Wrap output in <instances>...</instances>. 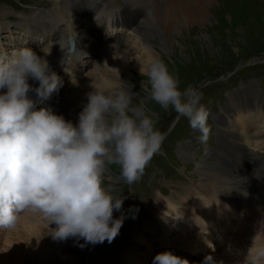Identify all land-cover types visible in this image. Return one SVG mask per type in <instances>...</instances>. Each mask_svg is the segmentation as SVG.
I'll return each mask as SVG.
<instances>
[{
    "label": "clouds",
    "instance_id": "1",
    "mask_svg": "<svg viewBox=\"0 0 264 264\" xmlns=\"http://www.w3.org/2000/svg\"><path fill=\"white\" fill-rule=\"evenodd\" d=\"M142 91L95 88L77 122L51 106L37 108L29 96L48 99L62 87V77L46 56L31 47L0 55V229H15L25 212L39 214L50 224L54 239H83L81 247L112 242L124 223L125 197L105 183L110 166H120L128 183L137 181L158 153L166 131L157 127L154 101L188 118L207 141L211 115L194 85L180 87L179 77L159 57L139 62ZM39 81V86L29 80ZM245 194V193H244ZM151 264H192L172 249L158 252ZM198 264H220L212 254ZM243 264H264V245L249 248Z\"/></svg>",
    "mask_w": 264,
    "mask_h": 264
},
{
    "label": "rangeland",
    "instance_id": "2",
    "mask_svg": "<svg viewBox=\"0 0 264 264\" xmlns=\"http://www.w3.org/2000/svg\"><path fill=\"white\" fill-rule=\"evenodd\" d=\"M102 1L104 2V4L112 3L113 5H117L118 7L121 8H124L128 4H130V0H102ZM141 1L145 4H148L151 7L156 6L155 2L150 3L148 2V0H141ZM237 1H239L242 4L241 13L239 14L240 15L239 17H235V12L231 6L234 2ZM27 2L29 3V6L27 7L28 14L31 13L34 14V18L29 17V19L32 21L33 19L35 20V19L43 18L48 14L47 12L49 11L54 12L55 10L53 6L54 5L53 1H49L48 3L46 0H28ZM74 4L79 6L76 0H74ZM75 5H72V7L76 8ZM33 6H38L40 8L33 9L32 8ZM209 7L210 8L214 7V9H208L205 12L209 16V18H211L210 24L207 23L203 24L201 27L202 29L200 30H198L197 27H194L195 25H192L193 27H189V28H184L181 26L179 28L180 31L184 28L183 29L184 36H182L179 40L180 43L185 44L184 47L187 48L184 49V54H186V56L183 53L174 54V57L172 59L169 60L164 59L170 71H172L179 77V80L181 82L180 83L181 88H184L188 85H194L198 87L202 81L204 82L207 79L208 76L214 77L216 76V74L222 75L226 73L228 69L232 70L235 67L234 72L227 74V75H233L234 73L239 71V68L236 67L237 64L239 63L245 65L253 64L254 58L257 57L255 53L264 52V2L261 3V5H257V3L253 2V0H231V1L213 0V2L209 3ZM162 8L163 10L166 9V5L158 4L153 10L155 11L159 10L158 12L160 11L163 12ZM108 9L111 10V7L108 6ZM0 12L3 13L0 14V20H4V19L11 20V18L18 19L13 14V7L10 6L7 3V1L0 0ZM222 13L224 14V16L222 15L219 16V14ZM7 14L11 16L10 17L4 16ZM2 15L4 18L2 17ZM25 16H27V14H25ZM216 17H218L219 20L216 19ZM30 23L31 22L25 23L27 32H29L28 28L31 27V25H29ZM80 23L81 22H78V26L81 25ZM144 24L153 25L155 26L154 28H156L159 25V23H155L152 20L150 23L148 21H145ZM2 26L4 27L3 30L5 32L10 27V24L7 21L2 23L0 22V35L3 32ZM84 26L85 25H81V27H83L85 30ZM61 27L58 28L57 30L61 29ZM77 29L78 31H80V28ZM89 29L92 32L93 26L89 27ZM38 30H41V28H39ZM251 32L253 34H251ZM83 34H85V32ZM34 36H35L34 39L35 44L43 43L40 47H44L46 45V43L39 41L40 38L38 37L39 36L38 33H36ZM198 38H199V42L195 40V39L198 40ZM87 43L88 42H87L86 34L84 36L83 46L81 47V45L77 43V46L82 48V49L80 48V51L84 52V56L79 61L78 60L75 61L74 62L75 66H73V68L69 71V73L66 74L67 76H66L65 85L67 86L69 85L70 88L63 87L62 92L63 95L67 97V99L73 97V95L75 94V90L73 88H78L79 86H81V88L83 89L81 91L90 92L92 89H86L87 86L86 84H84V81L86 80V82L88 83L87 78L88 76H90L89 81L93 86V82L91 81V79L93 80L92 72L93 71L97 73L100 72L101 70L99 69L100 66L105 67V69L103 70L105 74L104 76L107 79L108 86L110 82H114L117 79L118 72L122 70L120 64L117 62V59L114 55L107 56L105 52L103 53L102 49L105 46L100 48L103 57L100 55L99 58L95 59V61L88 59L87 57L89 56L86 54L89 51L88 48H86ZM111 43L112 41L110 40L108 42L109 45H107V47L113 45ZM153 44H154L153 46L156 48V43ZM6 46L7 45L5 44L2 46L3 51L0 52V55H10V53L6 50ZM19 48L21 47L18 44H15L12 52ZM76 55L77 54H75L74 56ZM248 55H250L249 58H247ZM102 58H107L106 64H98V61L102 60ZM71 59H73V57ZM241 59H245L246 61H241ZM236 60L237 62H235ZM92 61L94 65L92 64ZM129 61L131 62L132 65H134L135 62L134 59H131ZM111 64H115L121 70L114 69V67ZM234 64L235 66H233ZM95 65L98 67L95 68ZM79 71H82L83 76L81 77L82 79H78L76 81V83L78 84L76 86L74 85L75 86L74 87L72 86V83L77 78L74 75H76V73ZM122 71L121 73L124 72L127 75V77L131 79L129 80V84L134 88L131 91L137 93L138 95L140 94L142 96H146L147 93L142 91L141 82L142 80H145L146 82L147 77L142 76L141 73L137 71L135 68H133L131 70L132 72L130 73H127L125 71L122 72ZM253 74L254 73H252L251 75ZM93 81L96 82V85L94 86H99L98 81L96 80ZM119 85L121 87V84ZM246 92H247V88L244 90V95ZM203 98L206 100L205 97ZM247 103L250 104V102L248 101ZM148 107L152 111L157 113L158 123L160 124L159 128L166 132L167 130H169L170 128L169 126H171V123L175 119V116L176 117L179 116L175 112V110L172 109L171 107L169 109H164L154 101H149ZM250 109L255 110L254 107H251ZM244 116H248L251 119H254L253 116L248 111L239 112L237 119ZM256 119L255 121H251V125H250V129L252 130L253 128L254 132L252 131V133L254 136L252 135L253 137V140H251V142L253 141L252 144L249 143L248 144L252 148L254 146V143L257 142L258 139L264 140V123L262 124V126L261 125L257 126ZM259 120L264 122V119H259ZM189 125H190L189 120L185 116H183L181 120H178L173 125L172 129L166 136V138H168L167 142L165 141L163 142V146H162L163 148H161V150L157 153L158 155L154 154L156 157L154 158L155 160L154 163L150 161L146 166L144 174L134 183L132 184L126 183L127 185L123 184V182L126 181L120 175V166L116 164L111 165L109 173L106 174L107 179L105 180V183L111 187L113 193L115 195L122 194L125 197L122 210L114 212V215L119 217L121 213H123L125 216L124 221H128V222L132 221L130 222V224L135 222H139V223L143 222L147 224L148 222H145V220L146 219L150 221L156 220V213H158L159 211V213L157 214V219L164 224V228L162 227V230L166 234V237L164 238L163 242L166 241L167 236L173 230L178 229L181 232L183 230V226H182L183 221L185 220L190 222L192 218L193 220L195 218L200 220L203 228L202 232L206 233L207 235L211 234V231L207 227V225L210 223L216 224L217 226L215 227V232L218 234L217 237L219 239H222L223 234L229 228L228 221L230 218L234 216L235 213V210L231 205H229L227 209L224 211H219L218 209H216L214 205V208L212 209L213 211L212 210L210 211V207L209 208L207 207L208 205L203 206L201 204L200 206H192V204L188 203L190 199L192 200L193 193L195 192L196 188L201 186L200 182H196L194 180V178L200 176L197 169V165L194 164V162L192 161H188L189 164L187 167V171H188L187 178H183L180 175H178L179 172L175 169V166H180V164L183 162L182 159L176 153V150H180V147H178L177 145L182 143L180 140H184L191 133L190 130H188ZM237 125H239L243 131L249 129L247 127L241 126L239 123ZM186 132L188 133L186 134ZM242 133L244 134V132ZM213 143L214 141L210 144ZM184 144L185 146H187L189 144H192V142H190V140H186ZM204 144L207 145L209 143H207L206 141H202V146H204ZM262 145L263 146L262 148H260L259 153L264 157V142ZM234 146L229 145L227 151L232 150ZM227 151L225 150L222 152L221 160L226 161L227 159L230 158L229 153ZM200 153L201 152L199 151V148H192V150L190 151V153L186 158L191 159L194 156L198 157V154ZM252 165L255 166V162H253ZM219 166L224 168L225 170L228 169V166L225 164V162L220 161ZM259 167L260 170L258 171V173H264V167L262 165H259ZM216 171H218V169H216ZM229 175L230 174L222 172L223 177L225 176L227 177ZM161 195H166V196L161 197ZM221 200L224 201L223 199ZM258 205L261 204L258 203ZM190 207H192V209ZM246 211L242 215L240 213L238 215V217L241 216V219L238 220V222L241 223V225H239L238 223L236 224V221L231 223L233 227V234L228 235V238L230 239L233 245L238 241V238L236 236L247 231L248 227L245 230H243L244 229L243 216L244 215L248 216ZM211 212L215 218V221L211 217ZM179 218H183V219L180 220ZM179 222L181 224H179ZM53 225L55 227V224H50V225L48 224L45 228L42 227L43 235H41V237L40 236L35 237L34 235L32 234L29 235L27 232H25L24 228H21L22 224H19L20 228L18 230V234H16L17 236L15 234H13L14 236H12V237H21L19 240L18 249L14 251L13 247L16 244V242L14 241L10 242L9 247L7 248L8 250H6L4 247H1L0 259L5 258L7 262L10 264H18V263L40 264L41 260H43V262L46 264H122L120 259V257H122V259L124 258L123 259L124 264H145L144 259L146 258V256L147 257L149 256L148 251L144 249L135 250L133 246V241L129 237H128L129 239L125 237L121 232H119V234L115 237V239L112 242L107 241V243H104L101 249L100 246L97 244L95 245L88 244L87 246L81 247L80 245L84 243L83 239L77 242L76 238L74 237H69L68 239L65 240L67 247L64 248L62 244H61L62 246L58 245L56 239H54L50 234ZM152 226L154 227V225ZM158 228L159 226L157 225V229ZM263 230H264V226L262 225L261 231ZM143 231L147 232L149 235L144 234L142 232L139 233L138 245L141 246L143 245V243H150L154 247L155 246L164 247V243L162 242V235H160V233L152 232L151 230L144 228ZM130 232L132 233L133 231L130 230ZM7 233L8 231H4V232L0 231L1 239L3 238L6 239ZM43 236L45 237V240L42 239ZM149 236L151 237L150 240H149L150 238ZM190 236H192V234H190ZM140 237L142 240L140 239ZM171 237L172 236H169V239H171ZM217 237L215 235H211L212 239L208 238L205 240L207 242V245H209L211 242L213 243L215 239H218ZM260 238H263L260 241H264V236L260 235ZM198 239H200L199 244L202 247H204L205 245L204 242L201 240V237L198 236ZM255 239L256 238H252L249 241L253 243L259 242V240H255ZM169 242L170 240L168 241V243ZM50 243H53L54 246L53 248L57 249V250L54 249V253L52 254H49L47 253V251H45L46 245L48 244L50 245ZM151 245L149 246L151 247ZM140 246H138V248ZM174 247L178 250V255L187 257L192 262V264H198V262L201 261L204 258V256L208 254H212L215 257V259L220 261V264H222V252L220 247H216L212 251L208 250L206 254H201L200 252L190 253L191 250L197 249L196 248L197 245L194 244V241H192L190 238L187 239L184 248L180 243L175 245ZM129 250L131 251L130 256L126 257V253H129L128 252ZM247 253H248V249L240 251L239 252L240 258L246 256Z\"/></svg>",
    "mask_w": 264,
    "mask_h": 264
},
{
    "label": "bare ground",
    "instance_id": "3",
    "mask_svg": "<svg viewBox=\"0 0 264 264\" xmlns=\"http://www.w3.org/2000/svg\"><path fill=\"white\" fill-rule=\"evenodd\" d=\"M76 1L78 2L79 6L74 4V0H61V1L56 0L55 4L53 5L55 10L51 15H48V16L46 15L47 16L45 19L46 23L44 25L33 24V22H31L29 24V25H31V27H29L28 30L34 32V35L36 33H38V35H39L38 37L40 38L39 41L46 43V45L44 44L45 45L44 47H40V50H38L37 52H39V54H41V55L46 56V58L48 60L51 59L53 54L56 52V49L62 51L60 53L63 54V48H66L68 45V36L69 35L74 36L77 40V43L80 44L81 47L83 46V40H84V36H85V34H83V33L85 32L87 25L95 26V24L92 22L90 16H88L87 22L85 20H83L82 18H80L78 13H81L82 11L87 12V11L94 10V12L96 13L97 18H98V20H97L98 23H100L104 29H112V27L110 26V21H109V18H111V15H112V8L110 10V9H108L107 5L95 4L94 3L95 0L94 1L76 0ZM228 1H231V0H228ZM61 2L63 3V6L59 5V3H61ZM71 4L75 5L76 8L72 7ZM231 6L235 12V17H239L240 16L239 14L241 13L242 4L239 1H237V2H234ZM210 9H214V7H211ZM162 10H163V8H162ZM158 11H155L154 15L152 14V17H153L152 21L155 23H159V25L156 28H154L152 30H149V29L139 30L138 29L135 31L134 35L131 37L132 42L121 41L118 43L117 42L113 43V47H111L112 45L110 47H107V46L103 47V49H102L103 53L105 52L107 54V56H113L114 55L123 71L130 73V72H132L131 70L133 68H135L137 71L140 72L141 65L139 62L147 63L154 57H159L162 59H168L169 60V59H172L174 57V54H182V53L184 54V49L186 48V47H184L185 44L180 43V40H179L182 36H184L183 29L193 27L192 25H195L194 27H197L198 30H200V29H202L201 27L203 24H205V23L210 24V22H211V18H209V16L205 13V7H204L203 0H176L174 5H170L169 0H168V7L166 6V9H164L163 12L160 11L161 13ZM43 14H45V13H43ZM210 14H211V12H210ZM221 15L224 16L223 13L219 14V16H221ZM216 19L219 20L218 17H216ZM78 22H81L80 23L81 25H85L84 26L85 30L83 27H81L80 24H79L80 26H78ZM106 22H108V24ZM33 25H35V27H37V31H34ZM180 26L184 27L181 31L179 30ZM223 26H225V25H223ZM250 26H251V24H250ZM250 26H248V27H250ZM60 27L62 30L58 31L57 29ZM255 27H256V25H255ZM39 28H41V30H38ZM77 28H80V31H78ZM3 29H4V27L2 26V30ZM249 29H251V28H249ZM258 30H259V28H258ZM110 33H111V31H107L105 33V36L108 37ZM251 34H253V33L251 32ZM188 36H189V34H188ZM110 40L113 41L114 39L110 38V39H108L107 42H109ZM176 40H178V41H176ZM195 40L199 42V38H198V40L197 39H195ZM56 43L59 45H56ZM153 43H156V48L153 46L154 45ZM78 47L79 46H76V51L74 52V54H70L69 52H65V54L67 56V58H66L67 64L65 66V73L66 74H68L69 71L73 68V66H75L74 62L77 60L79 61L84 56V52L80 51L81 47H79V48ZM75 54H77V55L74 56ZM78 55H79V58H78ZM184 55L186 56V54H184ZM72 57L74 60L71 59ZM131 59L135 60V62H134L135 66L132 65L131 62L129 61ZM106 60H107V58H102V60L98 61V64H106ZM92 64H93V61H92ZM111 65L114 67V69L121 70L115 64H111ZM105 66H107V65H105ZM96 67H98V66L95 65V68ZM99 69H101V70L98 73L94 72V71L92 72L93 80H96L99 83V86H95L97 89L104 90V91H116V90L121 89V88H131V90L134 89L129 84V80H131V79L128 78L127 75L122 70L121 71L123 73H121V71H120V72H118V75L122 74L123 78H125L126 81L125 80L122 81L121 79H118V75H117V79L114 82H110V84L108 86L107 85L108 84L107 79L104 76L105 74H104V70H103V69H105V67L100 66ZM74 76H79V79H82L81 77L83 75L81 74V75H74ZM71 80H72V78H71ZM77 80H78L77 78H76V80H74V82L72 83V86H74L73 84H76ZM82 82H83V80H82ZM84 84H86V86H87L88 83L86 82V80L84 81ZM119 84H121V87ZM64 87L67 88V85H65ZM92 91H93V88L90 92H92ZM90 92H84V91H81L80 89H78V90H75V94L73 95V97H70L67 99V97H65L63 95V92L61 91L58 93L57 98L59 99L60 103L61 102L62 103L68 102L69 106L71 107V111L78 110L80 113V111H82L84 105L86 104V102L88 100V93H90ZM51 98H52V96H51ZM53 109L57 113L63 114L64 116H72L71 114L66 113V110L64 107L59 108V109H56L55 107H53ZM79 113H77L75 115V118L73 120L74 123L78 121ZM246 119H250V121L247 122ZM259 119L260 118L256 119V121H257L256 124H257V126H259V125L262 126V124L264 122L259 120ZM251 121H255V119H251L248 116H244V117H241L238 119V123L241 126L249 128V129H246L244 131L242 130V132H244V134H245V140L249 144H252V142H253V141L251 142V140H253L252 132L250 129ZM263 142H264L263 139L262 140L258 139V141L254 143L253 148L254 149L262 148ZM216 172H217V174H219L218 171H216ZM228 179L230 180L231 183H229V185L227 187H223L222 190L225 191V193L235 194L234 192H232L231 187L238 185L237 182H235V181H237V179L235 177H230ZM205 182L209 183V181H205ZM219 183H220L219 177H216L212 182V184H214V185H217ZM221 186H222V184H221ZM241 193H242V188L239 187V194H241ZM262 193L264 194V192H262ZM194 199L195 200L192 203V206H200L202 204L203 206L208 205L207 206L208 208L210 207L209 198H207L205 196H199L196 193ZM221 199H223V198H218L216 201H214L215 203H213V204L215 205L216 209H218L219 211H224L227 209V207L230 204L226 203V200L223 199L224 201H222ZM257 203H260L262 205V204H264V201L258 200ZM190 208L192 209V207H190ZM242 211H244L243 208H242ZM254 211H255V208H251V209H247L246 213L249 215L250 213H253ZM19 224H22L21 228H24L25 232H27L29 235L32 234L35 237H39V236L41 237V235H43V230H42V224L43 223H42V221L39 219H38V221H33L29 218V216L27 214H22V217H21L17 227L15 229H12V230H6V231H8L6 239H8L10 236H14L13 234H15V235L18 234V230L20 228ZM52 228H54V225L52 226ZM253 238H256L255 240H259V242L255 243L257 246L264 245V241H260L261 239H263V238H260V235L256 234ZM42 239L45 240V237L43 236ZM65 240L56 239V241L58 242V245L62 244L64 248L67 247ZM30 244H32V243H30ZM249 245L252 246L253 242L249 241ZM53 247H54L53 243H50V245L49 244L46 245L45 251H47V253H49V254H52V253H54V249H55ZM249 248H248V250H249ZM6 250H8V249H6ZM55 250H57V249H55ZM54 255H56V254H54ZM237 257L240 258L239 253L237 254ZM40 264H46V263H44L43 260H41Z\"/></svg>",
    "mask_w": 264,
    "mask_h": 264
}]
</instances>
